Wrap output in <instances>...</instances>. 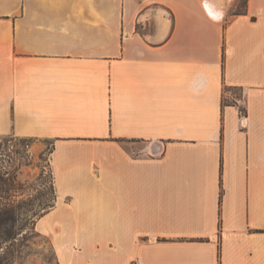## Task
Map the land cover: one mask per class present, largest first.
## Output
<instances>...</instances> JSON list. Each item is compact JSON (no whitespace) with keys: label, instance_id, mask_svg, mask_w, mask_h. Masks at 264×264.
<instances>
[{"label":"crops","instance_id":"1","mask_svg":"<svg viewBox=\"0 0 264 264\" xmlns=\"http://www.w3.org/2000/svg\"><path fill=\"white\" fill-rule=\"evenodd\" d=\"M239 1L0 0V137L52 142L59 264H264V0Z\"/></svg>","mask_w":264,"mask_h":264},{"label":"rangeland","instance_id":"2","mask_svg":"<svg viewBox=\"0 0 264 264\" xmlns=\"http://www.w3.org/2000/svg\"><path fill=\"white\" fill-rule=\"evenodd\" d=\"M244 4L239 1L241 8ZM52 150L48 140L0 137V264H59L52 240L39 226L57 200Z\"/></svg>","mask_w":264,"mask_h":264},{"label":"built area","instance_id":"3","mask_svg":"<svg viewBox=\"0 0 264 264\" xmlns=\"http://www.w3.org/2000/svg\"><path fill=\"white\" fill-rule=\"evenodd\" d=\"M229 98L232 100V104L237 107L241 117L247 116V102H246V89H238L229 93Z\"/></svg>","mask_w":264,"mask_h":264},{"label":"trees","instance_id":"4","mask_svg":"<svg viewBox=\"0 0 264 264\" xmlns=\"http://www.w3.org/2000/svg\"><path fill=\"white\" fill-rule=\"evenodd\" d=\"M247 3V0H245V4ZM244 4V5H245ZM233 103V102H232ZM231 102L229 103V101H228V104H232ZM225 104H227V102L225 101Z\"/></svg>","mask_w":264,"mask_h":264},{"label":"bare ground","instance_id":"5","mask_svg":"<svg viewBox=\"0 0 264 264\" xmlns=\"http://www.w3.org/2000/svg\"><path fill=\"white\" fill-rule=\"evenodd\" d=\"M207 5H208V8H211L212 9L213 6L211 4H207Z\"/></svg>","mask_w":264,"mask_h":264}]
</instances>
